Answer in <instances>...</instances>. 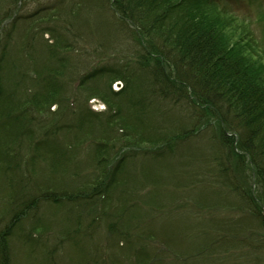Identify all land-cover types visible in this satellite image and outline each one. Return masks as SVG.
Masks as SVG:
<instances>
[{"label": "trees", "instance_id": "16d2710c", "mask_svg": "<svg viewBox=\"0 0 264 264\" xmlns=\"http://www.w3.org/2000/svg\"><path fill=\"white\" fill-rule=\"evenodd\" d=\"M29 1L37 2L0 0V181L9 192L5 214L11 217L0 230V264H12L9 238L41 204L99 202L101 212L115 216L109 230L117 231L132 264H160L159 249L146 251L142 240L130 238L145 222L138 206H149L145 215L154 216L176 204L188 216L175 231L150 230L147 220L143 225L148 238H163L158 241L164 254L180 256L181 264L210 263L213 255L215 264H231L229 257L240 251L242 264L250 263L245 249L264 248L257 239L235 238L243 233L236 229H248L247 220L210 217L207 226L216 229L204 230L189 216L230 209L262 220L264 37L256 29L261 21L255 26L250 17H240L230 0H51L30 13L19 10ZM127 44L135 48L132 64H106L80 75L88 59L124 52ZM116 81L123 82L119 91L112 89ZM92 98L106 112L92 111ZM75 116L94 146L98 172L91 186L66 185L75 151L48 140L62 129L75 132ZM39 128L43 142L35 140ZM209 131L207 143L196 146ZM31 145L35 153L26 161L24 149ZM44 145L54 153L47 186L32 177ZM208 187L223 190L217 199L199 198ZM171 234L186 244L170 240Z\"/></svg>", "mask_w": 264, "mask_h": 264}, {"label": "rangeland", "instance_id": "374dc122", "mask_svg": "<svg viewBox=\"0 0 264 264\" xmlns=\"http://www.w3.org/2000/svg\"><path fill=\"white\" fill-rule=\"evenodd\" d=\"M4 0H2L3 2ZM37 2H28L23 7L20 5L18 8L22 10L23 13H30L40 6L45 7L51 3V0H36ZM93 5H96L97 0H91ZM259 6L264 7V0H259ZM239 12L245 16H251L255 20L258 19L256 17L258 9L252 7L248 1L243 0L240 2ZM12 4V2H11ZM21 8V9H20ZM5 10V7L2 8ZM262 8L260 9V12ZM6 12V11H5ZM119 34V31H116ZM260 33L264 34V27L260 29ZM123 37V34H119ZM17 40V39H16ZM15 40V41H16ZM117 52H109L102 59L90 58L85 62V64L79 68L80 75H84L86 72H89L94 67H101L104 64H114V63H125L126 61H130L131 64L135 61V48L131 49V44H127L126 48ZM81 65V63H80ZM79 75V76H80ZM113 85V89H115ZM120 88V87H119ZM99 101L97 106L93 105L90 109H96L99 113H104L103 111V102ZM82 101V102H81ZM81 104H84V99H81ZM90 106V103H89ZM56 111V106L51 108V111ZM45 118V117H44ZM77 116L74 117L75 132H71L67 129H62L57 135H51L48 140L52 141L54 144L59 143L60 145H68L75 151L76 154V163L73 166L71 162L72 159L69 158L67 173L70 177H68L66 181V185L77 184V183H87L91 186L93 178L96 176V169L93 168L94 160L92 159V151L94 150V146L89 143L88 140H85L84 133L80 130L79 119ZM46 120V118L44 119ZM71 121V120H70ZM49 121H45L48 124ZM40 129V128H39ZM37 130L36 138L37 142L42 139V142L46 139L41 135ZM43 129V128H42ZM77 134V136H75ZM212 132L209 131L207 137L198 138L195 142L196 146H202V144L207 143L209 139L208 135H211ZM57 140V141H56ZM34 144V142H33ZM205 145V144H204ZM54 146V145H53ZM29 149L27 146L24 149V154H26V161L30 160L32 155L35 152L34 145L30 146ZM40 148V147H39ZM42 148V149H41ZM36 163L35 172L33 170L32 177H34L35 181L38 184L47 186V182L50 177H53L52 164H50V157L54 154L52 149H49L47 145L41 147ZM61 149L60 146H58ZM160 147L155 148L154 150ZM28 151L29 154H28ZM67 152L71 156V149L68 148ZM31 153V155H30ZM53 153V154H52ZM128 151L124 150L121 152V156L127 154ZM139 154H142L143 151H138ZM118 157V156H117ZM116 161V157L112 160L111 163ZM112 165V164H111ZM75 167V170L72 168ZM34 169V168H33ZM61 173V172H60ZM59 173V174H60ZM1 176V175H0ZM31 177V176H30ZM89 179V180H88ZM34 184V183H33ZM223 188L213 189L210 187L205 188V190H201V195L199 198L206 199H217L219 196V192L222 191ZM8 191L2 187L0 181V230H3L5 225L10 221L11 217L6 213V203L5 201H9ZM7 197V198H6ZM162 199H167L166 194L162 193ZM206 202V201H205ZM53 203H43L40 205V208L35 211L32 210L28 213L26 218H23L20 223L17 224L16 228H14L11 237L9 238L10 248H11V262L12 264H127L130 260L134 261L132 257L127 258L125 253H122L121 248L125 246L124 243H120L117 236V231H112L114 233L113 236H110L109 228L111 227V222L115 220V216H109L108 214H104L101 212L102 206L100 205H92V206H71V205H52ZM106 213L109 212V207L104 206ZM137 210H142L143 218L147 221H150L152 226L150 230H156L160 227H164L166 229L171 228V232L175 231L177 226H181L182 219L187 217L188 215L183 212H188L187 210H183L184 207L180 206H171L169 209L165 208V213L158 214L157 212L154 216L145 215L147 210L150 209L149 206H138ZM229 207V206H228ZM175 212V213H174ZM131 212H128L129 215ZM173 213V214H172ZM164 214V215H163ZM196 214V215H195ZM190 215V222L196 224L202 229H212L215 230V227H208L207 220L210 217H214L216 219L228 218L229 220H242L248 221V229H236L240 230L243 233L235 238H243L245 240H255V244L260 243L264 248V227L261 225L260 220H257L252 215H245L244 212L237 210L226 209L222 213H218L217 211L213 212V214H209L207 212L199 211V213H195ZM169 217H175L172 219H167ZM183 216V218H182ZM81 218L80 224L77 225V218ZM144 222V223H145ZM217 224V220H213V225ZM144 225V224H143ZM138 229V234L136 232L130 238H136L147 251L152 247L155 249H159L160 254L158 257L160 258V264H181L177 262L176 256L166 255L161 252L163 248V244L160 243L159 240L163 241V238H159L157 236L156 239H150L147 237V229L143 228ZM232 225H236L232 224ZM231 225V226H232ZM78 230V232H76ZM195 230V229H192ZM1 232V231H0ZM198 231H192V233L197 234ZM170 235V234H169ZM178 238H182L178 235L171 234L170 240H174L184 246L186 243H182ZM186 238H189L188 236ZM135 239V240H136ZM111 241H113L117 247L110 246ZM120 246V247H119ZM248 254V260L250 263L247 264H264V250H258L256 252H252V249H245ZM239 252H236L235 255H232L227 260L231 264H242L243 261L241 259V255ZM193 255V254H192ZM99 257L96 260V257ZM134 256V253H133ZM236 256L240 257L239 259ZM218 259L217 256H212L209 262H201L199 264H215L213 260ZM253 260V262H252ZM188 263V262H187Z\"/></svg>", "mask_w": 264, "mask_h": 264}]
</instances>
